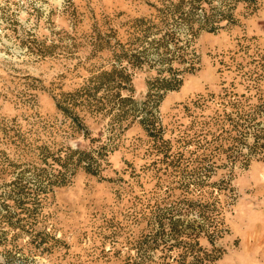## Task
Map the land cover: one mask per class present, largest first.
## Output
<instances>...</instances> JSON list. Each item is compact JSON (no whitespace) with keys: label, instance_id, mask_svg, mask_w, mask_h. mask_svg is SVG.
Masks as SVG:
<instances>
[{"label":"rangeland","instance_id":"374dc122","mask_svg":"<svg viewBox=\"0 0 264 264\" xmlns=\"http://www.w3.org/2000/svg\"><path fill=\"white\" fill-rule=\"evenodd\" d=\"M179 1L0 0V264H264V0Z\"/></svg>","mask_w":264,"mask_h":264},{"label":"trees","instance_id":"16d2710c","mask_svg":"<svg viewBox=\"0 0 264 264\" xmlns=\"http://www.w3.org/2000/svg\"><path fill=\"white\" fill-rule=\"evenodd\" d=\"M206 2V0H181L179 1V3H177L174 7V9L176 11H178L179 17L184 21L185 26H188V31H189V36L193 35L195 33L194 28H192L191 23L193 21H197L199 23V27H206L208 29H213L215 28L219 22L221 21H228L230 19V16L227 12H224L222 10L216 9V5H213V7H209V11L208 9L205 8V6L203 5V3ZM182 3H187V7L184 8L182 7ZM196 8H200V10L202 11L201 13V17L200 18H194V16H192V11L195 10ZM215 25V26H214ZM166 38H168L169 40H172V45L168 44L166 41ZM182 40V38H179L178 36H175V33L173 32H167L165 33L160 39H159V45L161 46H165V52H172L174 48H181L182 45H178V43H180ZM144 58L138 54V55H134V57L132 59H130L132 62L134 61L135 63H138L140 61H142ZM161 60V59H160ZM123 66L121 65L120 68H122ZM163 69H167V71H171L169 66H166ZM113 71L107 72V71H103L100 74H98L96 76V78L98 79V81H104L107 80L109 78H111ZM173 75V72H171ZM164 87L165 89H169L171 88V86L167 83V80L165 79L164 81ZM117 86H122L119 82L117 83ZM80 90H85L83 89H79L78 92H80ZM114 98H116V100H118L117 102L120 105V108L122 109L123 104L126 102H134L132 100V98L127 97V96H122L120 94V92H118V94H116V96H114ZM76 100H74V98H71V102L72 105H74L76 102ZM135 103V102H134ZM145 108H147L145 105H143Z\"/></svg>","mask_w":264,"mask_h":264}]
</instances>
